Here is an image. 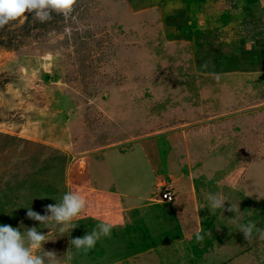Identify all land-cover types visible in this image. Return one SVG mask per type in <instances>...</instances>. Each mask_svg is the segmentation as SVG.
Here are the masks:
<instances>
[{
  "label": "rangeland",
  "instance_id": "rangeland-1",
  "mask_svg": "<svg viewBox=\"0 0 264 264\" xmlns=\"http://www.w3.org/2000/svg\"><path fill=\"white\" fill-rule=\"evenodd\" d=\"M25 16L0 28V224L52 229L43 248L56 253L55 264H64L68 250L69 264H264V113L233 145L206 142V151H224L228 166L212 178L216 189L198 178L199 191L189 193L161 143L183 127L218 123L233 106H264V68L259 80L222 76L213 60L220 53L234 62L261 57L264 0H76L71 13L44 23ZM152 137L147 171L153 162L169 167L157 181L176 180V193L163 184L153 199L159 206L135 211L93 191L91 182L133 189L145 181L136 146L125 156L101 153L148 146ZM68 191L86 204L73 229L26 217V208L43 215ZM209 193L227 199L224 212L206 208ZM100 223L112 225L108 236L87 251L71 248L72 238ZM241 224L252 225L249 238Z\"/></svg>",
  "mask_w": 264,
  "mask_h": 264
},
{
  "label": "crops",
  "instance_id": "crops-1",
  "mask_svg": "<svg viewBox=\"0 0 264 264\" xmlns=\"http://www.w3.org/2000/svg\"><path fill=\"white\" fill-rule=\"evenodd\" d=\"M197 27L198 29H200L202 25ZM257 55L261 57H257L258 59H251L248 61L240 59L234 62V59H232V57L226 54L224 55V53H220L214 56L213 60L214 65L222 69V76L224 75L235 77L252 75L256 77L257 80H259L258 77L262 76V71L264 68V53L259 51L257 52ZM231 64H234V66H232ZM241 95L242 98L239 100H241L242 103H245L244 95ZM245 107L246 106H233L231 109L230 107H228L231 110V115L225 116L224 118L222 117L223 119L218 121V123H211L207 126L197 125V127H183L185 128V131L181 133V136L180 134H175V139L168 140L167 138H165L161 141V143L164 142L166 143V145H168L167 148L169 150L171 160L176 167V173H179V175L183 177L185 174L184 186L186 185L188 187L187 189L189 193L196 194L197 191H199L196 190L198 188V186H196V180L198 178L210 181V184L207 186L208 189L218 188L216 181L212 183L211 180L212 178L216 179L218 175L223 173L228 167L224 165V162H226L224 151L217 149L216 151L209 152L206 151L204 146L207 141L214 140V144L219 145L220 149L224 148L225 146L229 147L233 145L231 144V139L235 135H237L238 131H245L248 125L252 126L259 122L260 117H262V113H264V106H259L255 111L247 110ZM193 116H195V113H193ZM201 130L206 131V133L204 135H200ZM172 133L174 134V132ZM169 136H171V134ZM151 140L155 143L149 142ZM147 141L149 142L147 143L148 146H144L143 142H137L131 143L126 146L108 148L101 153L103 156H105L110 152L118 151L120 153L119 156H125L124 153H126L128 149L131 150L136 146L137 149L135 151H138L140 155L139 158L141 159L140 164L137 166V170H140L139 173H147L145 181L132 182L131 184L134 186L133 189H125L118 188L114 181H111V183H109L107 187L104 188L101 186V184H98V186H96L94 185L95 183L93 184L89 180L93 185V191L100 195L104 194L108 196H116L118 198L117 200L123 201L125 202V204H127L125 208L135 211L142 209L147 210L148 208L153 209L154 207L159 206L157 205V201H159L158 193L163 188V184L168 183L170 187L174 188V191L176 193V190L182 187L181 185L177 188L178 185H176V180L171 179V177H165L161 182L157 181V173H171L169 167H163L160 171L158 167L159 164L157 162H153L152 168L147 171V163L149 165L148 160H150L148 158L149 155H147V152L156 149L157 137H152ZM216 152H220V154H217ZM101 158L102 157L98 159L100 160ZM95 165L91 166V171H93ZM250 168L244 170L243 173H254ZM256 172L259 173V171ZM181 173L183 175H181ZM87 176L89 179L90 175ZM185 178H187L186 181ZM135 185L137 186V188L135 187ZM139 187L146 188L141 191ZM153 199L156 200L157 203H154ZM147 212L148 211H146V213Z\"/></svg>",
  "mask_w": 264,
  "mask_h": 264
},
{
  "label": "clouds",
  "instance_id": "clouds-1",
  "mask_svg": "<svg viewBox=\"0 0 264 264\" xmlns=\"http://www.w3.org/2000/svg\"><path fill=\"white\" fill-rule=\"evenodd\" d=\"M76 0H0V28L25 22L28 18L25 12L33 14V17L40 23L47 22L53 18V14L67 15L71 13ZM208 208L211 213L214 210H225L227 199L220 193L208 194ZM86 204L83 198L74 192L68 191L63 194L59 203L44 206L45 214L41 215L31 207L26 208V217L40 222V224H51L60 232L66 233L76 227L72 223ZM231 204L229 211L234 212ZM235 219V218H234ZM21 227H23V222ZM112 225L108 223L97 224L91 232L82 237H75L70 240L71 248L87 251L93 248L98 239L108 236ZM51 229V228H50ZM240 231L246 238H249L253 228L251 224H241ZM52 229L47 233L37 230L35 226L28 228H15L8 224H0V264H55L58 260L56 253L45 251L44 243L53 241ZM203 237L199 232L196 239ZM43 250V254L40 250ZM64 264H69L71 253H66Z\"/></svg>",
  "mask_w": 264,
  "mask_h": 264
},
{
  "label": "built area",
  "instance_id": "built-area-1",
  "mask_svg": "<svg viewBox=\"0 0 264 264\" xmlns=\"http://www.w3.org/2000/svg\"><path fill=\"white\" fill-rule=\"evenodd\" d=\"M165 195H166L167 199L168 198L170 199L172 197V192L171 191H167V193L164 194V198H165Z\"/></svg>",
  "mask_w": 264,
  "mask_h": 264
},
{
  "label": "bare ground",
  "instance_id": "bare-ground-1",
  "mask_svg": "<svg viewBox=\"0 0 264 264\" xmlns=\"http://www.w3.org/2000/svg\"><path fill=\"white\" fill-rule=\"evenodd\" d=\"M131 228V227H130ZM154 244V243H153ZM125 245V244H124Z\"/></svg>",
  "mask_w": 264,
  "mask_h": 264
}]
</instances>
